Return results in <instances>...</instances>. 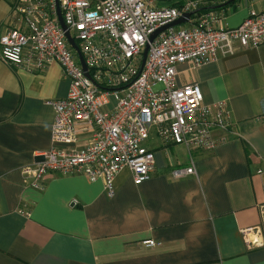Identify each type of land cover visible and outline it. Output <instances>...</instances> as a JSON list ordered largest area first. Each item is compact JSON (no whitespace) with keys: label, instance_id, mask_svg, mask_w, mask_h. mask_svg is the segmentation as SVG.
<instances>
[{"label":"crops","instance_id":"obj_1","mask_svg":"<svg viewBox=\"0 0 264 264\" xmlns=\"http://www.w3.org/2000/svg\"><path fill=\"white\" fill-rule=\"evenodd\" d=\"M14 2L0 0V37L17 25ZM252 9L264 11V0H236L219 25L236 27ZM236 47L199 67L177 65L180 85L197 82L204 103L226 104L231 123L214 130L217 146L190 151L153 133L151 177L135 184L123 168L114 196L103 179L50 171L38 188L22 172L52 149L56 113L46 102L65 98L70 80L58 62L28 70L0 58V264H264V44ZM191 159L197 173L175 178ZM246 228L263 244L248 246Z\"/></svg>","mask_w":264,"mask_h":264},{"label":"built area","instance_id":"obj_2","mask_svg":"<svg viewBox=\"0 0 264 264\" xmlns=\"http://www.w3.org/2000/svg\"><path fill=\"white\" fill-rule=\"evenodd\" d=\"M204 0H179L174 5L152 7V0H59L67 26L58 15L57 0H15L17 25L0 37V58L28 70H43L58 62L70 80L65 98L47 100L56 113L53 147L22 172L41 188L50 171L77 173L95 181L103 179L109 196L116 194L115 180L128 167L135 184L151 177L156 166L147 141L153 133L193 150H213L216 129H228L231 116L224 101L206 104L197 82L180 85L177 65L199 67L243 48L264 44V11L252 9L236 27L219 25L214 10L198 12ZM186 12H194L188 27L172 26ZM75 39L85 59L71 45ZM149 50L143 64L146 45ZM162 85L156 90L155 86ZM113 99V103L111 101ZM80 149L60 145L77 144ZM197 173L191 165L172 171L175 178ZM248 246L263 244L253 228L243 229ZM154 246L155 240H145Z\"/></svg>","mask_w":264,"mask_h":264},{"label":"water","instance_id":"obj_3","mask_svg":"<svg viewBox=\"0 0 264 264\" xmlns=\"http://www.w3.org/2000/svg\"><path fill=\"white\" fill-rule=\"evenodd\" d=\"M230 1L232 0H228L222 4H219V5H215V6H212V8H218L220 6H224L226 5L227 3H229ZM57 9H58V15H59V20L62 24V26L67 29V26L64 22V19H63V16H62V13H61V9H60V6H59V0H57ZM194 14V12H186L184 13L182 16H180L178 19H176L175 21H173L172 23H169L167 25H164L160 28H158L150 37V41L152 42L156 36L164 31L165 29L169 28V27H172V26H179V25H182L183 23H186V22H189L191 16ZM67 36L69 38V41L71 43V45L73 46V48L76 49L78 55H79V58H80V61H81V64L83 66V69L86 71V74L89 75V72L87 71V65H86V62H85V59L79 49V46L78 44L76 43L75 39L71 36V34L69 33V31H67ZM148 50H149V44L146 45L145 49H144V52H143V64L145 62V59H146V56H147V53H148Z\"/></svg>","mask_w":264,"mask_h":264},{"label":"trees","instance_id":"obj_4","mask_svg":"<svg viewBox=\"0 0 264 264\" xmlns=\"http://www.w3.org/2000/svg\"><path fill=\"white\" fill-rule=\"evenodd\" d=\"M204 1H205V3L202 6H200L199 11H197V14H199L198 12L202 13V12H206V11H209V10H214L217 13L220 14L219 11L223 10L227 5H229L231 3H234L236 0H232L229 3H227L226 5L220 6L218 8H212V6H215L216 5V3L213 2L212 0H204Z\"/></svg>","mask_w":264,"mask_h":264},{"label":"rangeland","instance_id":"obj_5","mask_svg":"<svg viewBox=\"0 0 264 264\" xmlns=\"http://www.w3.org/2000/svg\"><path fill=\"white\" fill-rule=\"evenodd\" d=\"M190 24H191L190 22H186V23H183L181 26H183V27H188ZM177 27H180V26H177ZM160 88H162V85H161V84H158L157 86H155V89H156V90H158V89H160ZM111 101H112V103H113V99H112V98H111Z\"/></svg>","mask_w":264,"mask_h":264}]
</instances>
